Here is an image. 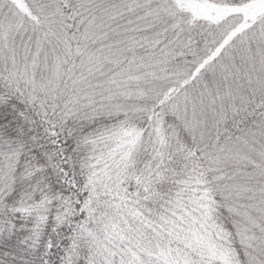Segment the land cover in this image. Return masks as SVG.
I'll use <instances>...</instances> for the list:
<instances>
[{
	"label": "snow or ice",
	"instance_id": "1",
	"mask_svg": "<svg viewBox=\"0 0 264 264\" xmlns=\"http://www.w3.org/2000/svg\"><path fill=\"white\" fill-rule=\"evenodd\" d=\"M0 264H264V0H0Z\"/></svg>",
	"mask_w": 264,
	"mask_h": 264
}]
</instances>
